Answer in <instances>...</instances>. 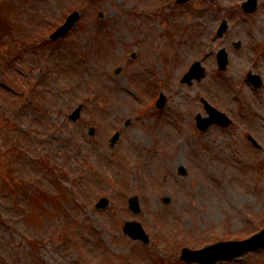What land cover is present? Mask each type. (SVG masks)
I'll return each instance as SVG.
<instances>
[{
  "label": "rangeland",
  "instance_id": "rangeland-1",
  "mask_svg": "<svg viewBox=\"0 0 264 264\" xmlns=\"http://www.w3.org/2000/svg\"><path fill=\"white\" fill-rule=\"evenodd\" d=\"M242 1L0 5V264H188L178 258L184 246L264 227L262 153L245 136L264 147V87L255 92L244 81L251 61L264 75V0L252 14ZM74 8L81 18L65 38L33 40ZM222 18L228 29L219 38ZM221 47L225 71L216 67ZM197 59L206 76L181 84ZM202 97L232 125L199 131ZM133 195L138 215L128 208ZM101 196L109 199L103 210L94 207ZM132 219L149 244L122 233ZM217 264H264V249Z\"/></svg>",
  "mask_w": 264,
  "mask_h": 264
},
{
  "label": "water",
  "instance_id": "water-1",
  "mask_svg": "<svg viewBox=\"0 0 264 264\" xmlns=\"http://www.w3.org/2000/svg\"><path fill=\"white\" fill-rule=\"evenodd\" d=\"M245 4H247V3H245ZM249 10H251V9H249ZM67 28L68 27H63L62 29H60L55 34V36H59V35L63 34L67 30ZM78 110L79 109H77L74 114L78 113ZM74 114L72 115L73 118H74ZM221 117H222V120L224 122V119H226V118L223 116H221ZM227 122H229V120H226L224 123H227ZM101 201L104 202L102 204V206H104L106 204V200H101ZM137 204H138V200L136 197H132L129 199V205H130V207H134L133 208L134 211L138 210ZM123 231L125 234H127L131 238L141 239L145 243L148 242L147 236L145 235L141 226L134 221L127 222L123 227ZM261 245H263V243H261L257 246H261ZM244 247H245L244 245H242L240 247L239 245L220 243V244H216L214 246H211V247H209L205 250L199 251V252H190L187 249H184L182 256H184V258L188 259V260H199V261H203V262H214L219 258H226V257H232L234 255H238L241 252H243Z\"/></svg>",
  "mask_w": 264,
  "mask_h": 264
}]
</instances>
